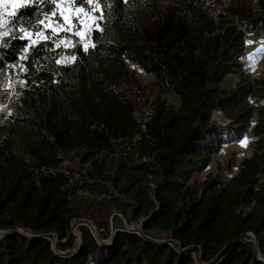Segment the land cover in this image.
<instances>
[{
    "label": "trees",
    "instance_id": "trees-1",
    "mask_svg": "<svg viewBox=\"0 0 264 264\" xmlns=\"http://www.w3.org/2000/svg\"><path fill=\"white\" fill-rule=\"evenodd\" d=\"M82 4L97 18L86 49L75 39L58 47L57 36L32 42L12 24L0 37V103L8 108L0 114V264H264V75L245 77L241 63L246 35L264 31V0L260 10L238 0ZM56 8L30 4L22 26L43 30L39 21ZM129 64L152 74L180 107L161 101L139 120L123 86ZM234 74L238 82L223 86ZM17 75L23 82L10 94L5 83ZM255 106L256 148L238 173L223 181L210 172L191 184L223 144L245 134ZM216 110L229 122L213 119ZM102 152L118 154L114 176ZM65 162L80 170V187L111 183L131 195L142 235L123 228L99 243L83 226L80 243L72 224L79 183ZM152 228L167 238L151 236Z\"/></svg>",
    "mask_w": 264,
    "mask_h": 264
},
{
    "label": "rangeland",
    "instance_id": "rangeland-1",
    "mask_svg": "<svg viewBox=\"0 0 264 264\" xmlns=\"http://www.w3.org/2000/svg\"><path fill=\"white\" fill-rule=\"evenodd\" d=\"M221 1L228 5L233 0ZM238 1L245 2L252 5L254 9L260 10L258 0ZM57 3H59L60 7L56 8V15L44 23L43 30L39 31V34L28 33L31 41L37 42L48 36H57L56 45L63 47V49L72 45L74 39L83 45L90 44L91 33L96 26L97 19L94 9H87L80 0H57ZM12 11H14V8L11 0H4L3 3H0V20L9 21L11 19L9 13ZM61 13H63V16L60 15ZM7 25L0 27V37L7 30ZM241 63L242 73L245 77L253 79L264 75V31L246 35ZM18 67H15V69ZM240 77V74L230 75L222 82V85L231 88L238 82ZM123 80V86L137 103L136 115L139 120H145L143 109L147 107L150 99H152L154 105L161 101H166L167 105H173L175 108L180 107V100L175 95H171L170 100H168L170 93L156 82L155 77L134 64H129V73ZM22 82L23 78L17 75L14 80H7L5 87H10V94H12L13 88ZM7 111L6 104L0 103V114ZM258 118L259 113L257 106H255L250 126L245 134L234 142L223 144L213 155L208 168L201 173H196L190 183L193 184L196 180H204L210 172L217 174L223 181H228L232 176L236 175L241 167L242 160L251 156L256 148L257 136L253 131V127L257 123ZM213 119L222 123L229 122V119L224 116L221 110L214 111ZM262 135L264 136V133ZM262 152H264V148ZM98 159L106 172L112 176L116 174V168L119 163L117 153L102 152L99 154ZM65 166L74 168L73 177L79 183L77 192L72 195V204L76 213V216L72 219V224L77 236L81 235V228L86 226L87 223L96 225L95 234L99 243H103L102 240H106V237L115 234L118 229L127 228L134 233L139 229L142 232L144 217H136L133 214L135 201L131 198V195L124 194L120 186L114 187L111 183L108 184L111 190H86L80 187V181L83 176L78 167L70 162H65ZM128 175V168L126 167L123 170L121 186L125 187L131 181ZM260 183L264 191V171L261 175ZM138 185L139 183L134 186L133 192ZM146 232L159 239L167 238V233L158 229L152 228ZM52 247L57 250L53 239Z\"/></svg>",
    "mask_w": 264,
    "mask_h": 264
},
{
    "label": "snow or ice",
    "instance_id": "snow-or-ice-1",
    "mask_svg": "<svg viewBox=\"0 0 264 264\" xmlns=\"http://www.w3.org/2000/svg\"><path fill=\"white\" fill-rule=\"evenodd\" d=\"M3 2H4V0H0V3H3ZM80 2L83 3L84 0H80ZM11 3L13 5L14 11L9 13V16L12 19L9 20V21L0 20V27L6 26L7 24L17 25V26H19V31L24 33L25 36L28 35V32L22 26V24L24 23L23 20H22V17L27 12V9H28L30 4H32L33 6H36L38 3L55 4L57 8L60 7L59 3H57V0H11ZM18 10H23V11H18ZM44 15H45L46 18H49L48 14H44ZM51 15L55 16L56 13L55 12H51ZM60 15L63 16V13H61ZM39 23L40 24H44V21L41 20V21H39ZM45 27H47V25H45ZM37 34H39V33L37 32ZM2 35L7 37L9 35V31L3 32ZM21 38H23V37H21ZM84 47L86 49L87 45H85ZM72 59H75V58L73 57ZM57 63H60V61H57ZM245 143H247V142L245 141Z\"/></svg>",
    "mask_w": 264,
    "mask_h": 264
},
{
    "label": "built area",
    "instance_id": "built-area-1",
    "mask_svg": "<svg viewBox=\"0 0 264 264\" xmlns=\"http://www.w3.org/2000/svg\"><path fill=\"white\" fill-rule=\"evenodd\" d=\"M171 95H173V94H171V93L169 94L168 100H170ZM154 108H155V105L153 104L152 99H150L147 107L143 109V111L145 113V120H148L152 117V115L154 114ZM136 138H137V136L134 138V141L136 140ZM151 186L152 187L155 186L153 182H151ZM86 226L93 232V234L97 238V235L95 234V229L97 228L96 225L87 223ZM136 233L142 235V232L139 231V229H138V231H136Z\"/></svg>",
    "mask_w": 264,
    "mask_h": 264
},
{
    "label": "water",
    "instance_id": "water-1",
    "mask_svg": "<svg viewBox=\"0 0 264 264\" xmlns=\"http://www.w3.org/2000/svg\"><path fill=\"white\" fill-rule=\"evenodd\" d=\"M76 234V233H75ZM79 237V239H80V243L82 242V238H81V235L80 236H78Z\"/></svg>",
    "mask_w": 264,
    "mask_h": 264
},
{
    "label": "crops",
    "instance_id": "crops-1",
    "mask_svg": "<svg viewBox=\"0 0 264 264\" xmlns=\"http://www.w3.org/2000/svg\"><path fill=\"white\" fill-rule=\"evenodd\" d=\"M178 98V97H177ZM179 99V98H178ZM180 100V99H179Z\"/></svg>",
    "mask_w": 264,
    "mask_h": 264
}]
</instances>
